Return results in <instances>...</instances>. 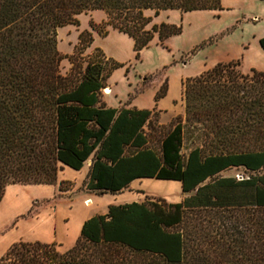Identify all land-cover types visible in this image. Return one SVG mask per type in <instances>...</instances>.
<instances>
[{"label": "trees", "instance_id": "obj_1", "mask_svg": "<svg viewBox=\"0 0 264 264\" xmlns=\"http://www.w3.org/2000/svg\"><path fill=\"white\" fill-rule=\"evenodd\" d=\"M221 9V0H0V201L9 185H55L63 167L79 171L90 158L87 192L119 194L156 179L193 193L180 203L109 205L84 221L71 248L18 242L1 264H264V175L215 178L231 167L264 168L263 72L217 64L182 83L185 125L206 143L183 155L180 118L155 150L144 131L151 111L101 101L120 65L100 51L83 60V45L71 71H59L57 30L78 25L82 14L103 12L105 25L130 37L138 53L155 35L162 44L180 33L151 24L146 12ZM259 46L264 51V37Z\"/></svg>", "mask_w": 264, "mask_h": 264}, {"label": "rangeland", "instance_id": "obj_2", "mask_svg": "<svg viewBox=\"0 0 264 264\" xmlns=\"http://www.w3.org/2000/svg\"><path fill=\"white\" fill-rule=\"evenodd\" d=\"M221 8L220 11L188 13L164 11L157 17L152 12H146V16L152 18L151 24L174 25L180 28V33L170 36L162 44L155 35L148 46L138 53L134 50V42L130 37L105 25L106 15L103 12L82 14L77 18L78 25H67L57 30V50L65 57L60 63L59 71L62 75L68 74L72 68L71 57L86 44L88 45L79 58L88 61L100 51L106 59L120 65L106 80L101 91V101L108 103L111 108L130 105L149 109L152 116L144 131L148 147L158 150L160 140L173 128L177 118L185 125L181 100L184 81L217 64L227 63H236L242 75H251L253 70L264 73V51L259 46V39L264 37V0H221ZM104 32H107L105 36L102 35ZM80 35L84 37L82 44ZM107 87L110 88L109 94H105ZM162 90L166 91L165 95L156 100L157 94ZM157 109L161 110V114ZM204 143L205 139L198 130L193 126H184L183 155ZM91 160L92 158L79 171L63 167L57 174L55 185L36 188L18 185L15 191H9L11 197L23 202L20 208L31 199H54L59 215H64L70 208L80 218L89 213L83 204L82 192L87 191L82 187V182ZM259 175H264V168L251 172L244 167H231L215 178L243 180ZM61 182L65 183L61 185ZM209 182L211 180L204 184ZM60 188L70 191L69 198L63 197ZM192 194H182L181 184L176 181L141 179L133 182L123 193H106L97 197L99 201L92 203L89 210L106 213L109 205L146 199L180 203ZM78 230L76 229L77 239L80 235V229ZM4 231L3 228L1 232ZM58 243V250L64 251Z\"/></svg>", "mask_w": 264, "mask_h": 264}, {"label": "crops", "instance_id": "obj_3", "mask_svg": "<svg viewBox=\"0 0 264 264\" xmlns=\"http://www.w3.org/2000/svg\"><path fill=\"white\" fill-rule=\"evenodd\" d=\"M105 105L109 107L108 103H105ZM126 107L144 110L130 105ZM157 111L161 114V110L157 109ZM20 186L36 188L52 185ZM17 188V184L7 186L0 201V222L2 220L0 226V246H2L0 247V260L8 249L18 242H39L44 244L59 242L58 244L62 245L64 250H67L75 244L77 239L76 229L81 230L85 220L96 214H104L89 210L90 205L97 203L99 201L97 197L101 196L91 192H82L84 193L83 204L86 205L85 208L88 209L89 213L87 212V214L80 218L76 217L70 208L64 215H59V208L55 206L54 199H31L30 201H26L25 205L20 208L23 202L14 197L12 198L9 192L10 190L15 191ZM69 192L68 190L63 192V197L69 198ZM53 195L55 196V192ZM3 228L5 231L1 232Z\"/></svg>", "mask_w": 264, "mask_h": 264}, {"label": "bare ground", "instance_id": "obj_4", "mask_svg": "<svg viewBox=\"0 0 264 264\" xmlns=\"http://www.w3.org/2000/svg\"><path fill=\"white\" fill-rule=\"evenodd\" d=\"M109 93H110V88L107 87L106 90H105V94H109Z\"/></svg>", "mask_w": 264, "mask_h": 264}, {"label": "water", "instance_id": "obj_5", "mask_svg": "<svg viewBox=\"0 0 264 264\" xmlns=\"http://www.w3.org/2000/svg\"><path fill=\"white\" fill-rule=\"evenodd\" d=\"M106 89V88H105Z\"/></svg>", "mask_w": 264, "mask_h": 264}]
</instances>
